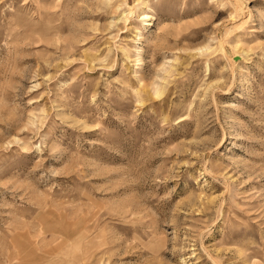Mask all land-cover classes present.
Returning <instances> with one entry per match:
<instances>
[{"label": "rangeland", "instance_id": "374dc122", "mask_svg": "<svg viewBox=\"0 0 264 264\" xmlns=\"http://www.w3.org/2000/svg\"><path fill=\"white\" fill-rule=\"evenodd\" d=\"M0 264H264V0H0Z\"/></svg>", "mask_w": 264, "mask_h": 264}]
</instances>
